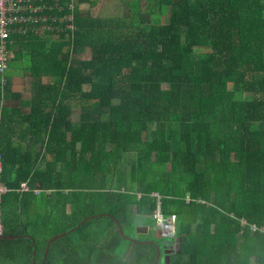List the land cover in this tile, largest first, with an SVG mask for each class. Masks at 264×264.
<instances>
[{
  "label": "trees",
  "instance_id": "obj_1",
  "mask_svg": "<svg viewBox=\"0 0 264 264\" xmlns=\"http://www.w3.org/2000/svg\"><path fill=\"white\" fill-rule=\"evenodd\" d=\"M119 1L9 40L0 95L32 96L0 110V264H264V0Z\"/></svg>",
  "mask_w": 264,
  "mask_h": 264
},
{
  "label": "built area",
  "instance_id": "obj_2",
  "mask_svg": "<svg viewBox=\"0 0 264 264\" xmlns=\"http://www.w3.org/2000/svg\"><path fill=\"white\" fill-rule=\"evenodd\" d=\"M65 1L68 2L66 7L62 6ZM75 10L74 0H0V74L2 82H6L4 77L8 63L6 50L7 45L11 44L9 40H12L13 35H27L28 33L44 35L45 32L69 35V32L76 31ZM23 188H27V186L23 184ZM6 191L7 188L0 183V194ZM156 195L158 196V194ZM153 217L158 228L160 225L165 227L162 228L163 238L175 237L177 232L176 214L166 217L159 207ZM163 219H167V221Z\"/></svg>",
  "mask_w": 264,
  "mask_h": 264
},
{
  "label": "rangeland",
  "instance_id": "obj_3",
  "mask_svg": "<svg viewBox=\"0 0 264 264\" xmlns=\"http://www.w3.org/2000/svg\"><path fill=\"white\" fill-rule=\"evenodd\" d=\"M91 3H92V6H91V10L89 12L94 17H100V18L102 17L103 18V17H109V16H116V17L122 16L121 14H122V10H123L124 6L119 0H92ZM87 7H88V5H84L81 7V11L83 12V14H86ZM43 37H46V35L45 36L43 35ZM49 37H47V38H49ZM88 50H90V49H88ZM82 57L84 59H89L91 57V52L90 51L85 52ZM0 80H1V77H0ZM23 87H24V83H23ZM84 89L88 90V87H86ZM71 119L73 122H76L79 120V111L78 110H75L73 112ZM0 161H1V159H0ZM1 167H2V161H1ZM157 210L158 209H156L155 211H157ZM163 220L167 221V219H163ZM137 225H139V224L135 223L136 232H137L138 227H139V226L137 227ZM156 225H157V223H156ZM177 225H178V219H177ZM150 227H151V229H150ZM148 228H149V231L151 233H152V230L156 229V227H154L153 225L149 226ZM162 228H165V227H163L161 225L159 226V228L157 227V230H156L157 231L156 232L157 237H163L162 236ZM177 228H178V226H177ZM135 229H134V237L136 235ZM151 233H150V235H147V236H151ZM138 234H137V236H138ZM176 236H177V232L175 234V237ZM124 237H126V236H124ZM175 237L171 238V240H173ZM140 238H143V236H141ZM105 240H108V238H106ZM176 244H178V243H176ZM162 257H163V254H162ZM163 264H165V259L163 261Z\"/></svg>",
  "mask_w": 264,
  "mask_h": 264
},
{
  "label": "crops",
  "instance_id": "obj_4",
  "mask_svg": "<svg viewBox=\"0 0 264 264\" xmlns=\"http://www.w3.org/2000/svg\"><path fill=\"white\" fill-rule=\"evenodd\" d=\"M42 79H43V82H46L47 76H43ZM12 80H13V85H12V90H11L10 96L5 99L4 96L0 95V110H3L7 107L19 109L21 107V103H24L25 101L30 100V98L32 96L31 90L29 89L30 77L28 76V72H26V71L22 72L21 71L16 76H14ZM23 83H24V87H23ZM22 125L20 123L19 126H22ZM19 139H21V138H19ZM154 195H156V193ZM139 197H140V194H139ZM159 207H161L160 204H158V208ZM161 210H162V207H161ZM151 225H153V224H151ZM137 227L139 229L140 227H149V226L148 225H137ZM150 229H151V227H150ZM143 230L144 229H141V231H143ZM135 233H136L135 236L137 237V234L139 233L138 230L136 232V229H135ZM150 233L151 232L149 231L148 233H139L138 235H140V234L150 235ZM155 236H156V234H155ZM133 239L137 240V238H134V237H133ZM144 243H150V242H144ZM151 243H155V242H151ZM162 260H163V258L161 259L159 264L163 263Z\"/></svg>",
  "mask_w": 264,
  "mask_h": 264
},
{
  "label": "water",
  "instance_id": "obj_5",
  "mask_svg": "<svg viewBox=\"0 0 264 264\" xmlns=\"http://www.w3.org/2000/svg\"><path fill=\"white\" fill-rule=\"evenodd\" d=\"M91 218H93V217H91ZM87 220V219H86ZM86 220H84L79 226H81V225H83L85 222H86ZM115 224L118 226V230H119V232L121 233V235H123V227H122V225L120 224V222L119 221H115ZM141 229H144L143 231H141ZM74 230V229H73ZM148 231H149V228L148 227H140L139 229H138V232L139 233H148ZM65 234H61V235H58V236H55V237H53L50 241H49V243H47V247H46V249H45V253L47 252V248H49V246H50V244L52 243V242H54L55 240H57L58 238H60V237H62V236H64ZM0 236H1V232H0ZM14 237H10L9 239H13ZM141 243H144V242H141ZM159 254H158V258H157V261H156V263L155 264H159L160 263V261H161V259H162V253H161V250H159V252H158ZM33 255H34V252H33ZM169 257H166V262H165V264H170V262H169Z\"/></svg>",
  "mask_w": 264,
  "mask_h": 264
},
{
  "label": "clouds",
  "instance_id": "obj_6",
  "mask_svg": "<svg viewBox=\"0 0 264 264\" xmlns=\"http://www.w3.org/2000/svg\"><path fill=\"white\" fill-rule=\"evenodd\" d=\"M163 258V257H162Z\"/></svg>",
  "mask_w": 264,
  "mask_h": 264
}]
</instances>
